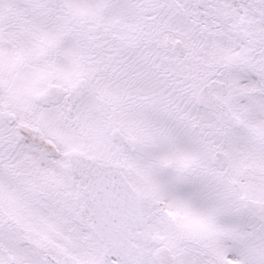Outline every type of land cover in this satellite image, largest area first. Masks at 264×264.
Returning a JSON list of instances; mask_svg holds the SVG:
<instances>
[{
  "label": "snow or ice",
  "instance_id": "6c2138e0",
  "mask_svg": "<svg viewBox=\"0 0 264 264\" xmlns=\"http://www.w3.org/2000/svg\"><path fill=\"white\" fill-rule=\"evenodd\" d=\"M0 264H264V0H0Z\"/></svg>",
  "mask_w": 264,
  "mask_h": 264
}]
</instances>
